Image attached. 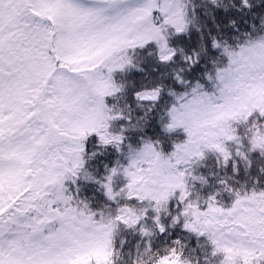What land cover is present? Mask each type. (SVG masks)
<instances>
[{
  "label": "snow or ice",
  "instance_id": "snow-or-ice-1",
  "mask_svg": "<svg viewBox=\"0 0 264 264\" xmlns=\"http://www.w3.org/2000/svg\"><path fill=\"white\" fill-rule=\"evenodd\" d=\"M257 5L259 25L241 31ZM219 9L224 16L214 15ZM192 29L194 44L183 41ZM150 62L138 86L114 79ZM201 65L207 85L188 79ZM129 87H138L136 101L147 106L134 121L127 105L118 107ZM153 110L169 117L167 132L183 128L187 139L167 155L159 141L129 144L128 164L118 163L101 183L114 210L97 214L68 194L66 181L95 180L87 137L119 151L125 129L110 122L143 130ZM255 112L264 117L262 0H0V264H110L116 227L149 237L152 228L164 232L173 198L182 210L172 223L206 236L220 264H264V190H236L224 207L214 196L193 199L187 180V166L206 151L227 163V142L243 148L234 125L248 124ZM247 134V152L264 156V124L252 121ZM235 155L249 160L246 151ZM118 176L126 183L114 190ZM159 264H182L181 253L172 247Z\"/></svg>",
  "mask_w": 264,
  "mask_h": 264
},
{
  "label": "trees",
  "instance_id": "trees-1",
  "mask_svg": "<svg viewBox=\"0 0 264 264\" xmlns=\"http://www.w3.org/2000/svg\"><path fill=\"white\" fill-rule=\"evenodd\" d=\"M194 3L199 5L202 0H194ZM264 5V0H262ZM261 5H257V12L250 13L246 19L248 23L241 28V31H251L252 25H259L258 13ZM201 19H206L203 16V9L197 8ZM214 15L224 16L222 9L216 10ZM255 17V18H254ZM211 27V21H207ZM199 33L192 29L190 32L183 36V41H191L193 44L198 39ZM176 37H173L175 40ZM154 62L141 63L140 67L144 69L140 72L133 69L130 72L114 73V79L120 82H131V85L138 86L143 83V78L151 72V67ZM207 67L211 68L209 62ZM204 72V65L198 67L195 72L190 73L188 76L189 81L199 79L201 83L208 84L206 79H202ZM138 90L129 87L125 92L124 97L120 100L118 107L125 109V114L130 115L134 121L136 117L142 116L146 109L140 107L136 101L134 91ZM178 91H182L177 86ZM211 91V88H207ZM172 97L167 96L165 93V100L171 102ZM106 103L112 106L114 103L112 97L105 98ZM262 118L258 112L253 113L249 118L248 124H236L237 134L242 137L243 148L229 143L228 146L233 153V157L225 163L219 153L213 151H206L205 155L200 160H193L191 165H188L190 175L187 177L193 199L199 198L201 201L207 200L209 196H214L220 206L230 207L235 197L234 192L241 190L242 192L251 191L253 189L264 190V172L260 169L264 168V156H261L259 151L247 152L248 148V134L247 128L250 127L252 121L256 123L261 122ZM169 117L162 110H153L150 113V119L147 121L143 130H134L128 127L129 121L119 119L112 123L113 130L118 131L121 128L125 129V140L118 151L115 146H100L99 138L92 134L85 140L86 151L96 153V155L86 162L88 171L95 177V180L89 181L83 178H78L75 183L66 181L65 187L68 194L78 197L89 205L92 211L99 214L101 211L114 210L117 207L115 201H110L104 194L101 186L103 178L108 174L109 170L116 167L117 164L127 165L128 158V145L131 144L135 148L142 146L144 140L152 142L159 141L158 147L165 154H169L175 149V145L183 143L187 139V133L183 128H176L171 132L165 130V125L168 123ZM237 150L246 151L249 157L248 161L237 157L235 155ZM250 161V162H249ZM184 168L186 166H180ZM195 177V179H193ZM197 177V179H196ZM203 177V180L200 179ZM100 181V182H97ZM126 183L123 176L114 178V190H119ZM226 189H231L228 191ZM170 214H166L162 218V223L165 225V231L160 232L158 228H152V235L144 236L139 228H129L124 225H118L113 234V246L121 253V261L119 264H128V257L139 254L144 248H149L153 251L163 253L164 250L176 246V241L180 242L185 254H194L197 258L196 264H220L221 257H213L212 245L207 240L206 236H198L188 239L189 231L183 227V223H172V215H177L182 210V205L175 198L169 202ZM147 226L152 227L154 221L148 219Z\"/></svg>",
  "mask_w": 264,
  "mask_h": 264
},
{
  "label": "clouds",
  "instance_id": "clouds-1",
  "mask_svg": "<svg viewBox=\"0 0 264 264\" xmlns=\"http://www.w3.org/2000/svg\"><path fill=\"white\" fill-rule=\"evenodd\" d=\"M145 106L144 109H146ZM175 248L177 252L181 253L182 264H196V256L194 254H185L181 245H176ZM171 248L164 250L163 253L153 251L149 248H144L139 254L128 257V264H159V261L162 257L169 254ZM109 252H112L113 255L109 256L110 264H119L121 261V253L118 249L114 248L113 242L109 245Z\"/></svg>",
  "mask_w": 264,
  "mask_h": 264
},
{
  "label": "rangeland",
  "instance_id": "rangeland-1",
  "mask_svg": "<svg viewBox=\"0 0 264 264\" xmlns=\"http://www.w3.org/2000/svg\"><path fill=\"white\" fill-rule=\"evenodd\" d=\"M196 179H197V177H196Z\"/></svg>",
  "mask_w": 264,
  "mask_h": 264
}]
</instances>
